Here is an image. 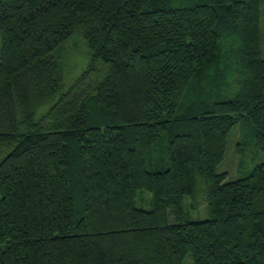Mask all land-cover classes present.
Instances as JSON below:
<instances>
[{"label": "trees", "instance_id": "1", "mask_svg": "<svg viewBox=\"0 0 264 264\" xmlns=\"http://www.w3.org/2000/svg\"><path fill=\"white\" fill-rule=\"evenodd\" d=\"M263 5L0 0V264H264Z\"/></svg>", "mask_w": 264, "mask_h": 264}, {"label": "rangeland", "instance_id": "2", "mask_svg": "<svg viewBox=\"0 0 264 264\" xmlns=\"http://www.w3.org/2000/svg\"><path fill=\"white\" fill-rule=\"evenodd\" d=\"M262 34H263V54H264V5L262 7ZM264 56V55H263ZM78 70L74 71L73 76L78 74ZM239 79L237 74H234L233 81L230 86L237 87L236 81ZM229 86V87H230ZM238 89V88H237ZM264 162V154L256 147L254 130L248 123L238 125L229 137L228 150L225 160L218 168V173L227 174L226 182L236 181L248 176L258 165ZM149 167L148 169H150ZM151 170V169H150ZM142 201L137 203L138 208L150 210V205L147 201L151 199L152 195L149 193H140ZM187 207L191 206L190 200L186 199ZM74 205L77 214L80 213L82 207V199L75 188ZM205 208V214L200 212V208ZM198 211L190 208L189 215L193 219L205 220L209 218L207 212V205H203ZM192 260L188 257L185 264H191Z\"/></svg>", "mask_w": 264, "mask_h": 264}]
</instances>
